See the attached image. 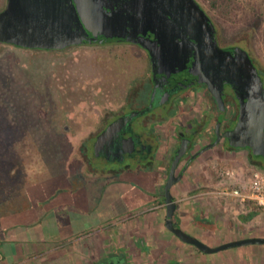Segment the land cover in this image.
I'll list each match as a JSON object with an SVG mask.
<instances>
[{
  "label": "rangeland",
  "instance_id": "obj_1",
  "mask_svg": "<svg viewBox=\"0 0 264 264\" xmlns=\"http://www.w3.org/2000/svg\"><path fill=\"white\" fill-rule=\"evenodd\" d=\"M197 1L214 21L220 45H235L250 52L264 73V0ZM6 5L7 0H0V12ZM150 73L147 53L133 44L79 45L64 51H35L0 44V187H8L5 194L13 199L9 205L14 207L24 202L27 216L34 205L28 195H48L74 182V185L88 187L85 194L82 193L86 196L81 198L83 203H76L88 214L100 202L110 179L129 185V189L116 201L113 210L104 211L103 221L115 215L129 218L143 206L161 198L163 187L159 192L155 189L158 180L155 171L147 172L146 177L149 174L152 177H144L142 185L137 177L127 173L110 176L105 181V177L120 168L129 165L133 169V166L130 161L124 164L101 160L93 151L97 134L111 121L130 109L144 106L151 89ZM210 101V95L201 87L200 146L214 140L213 129L224 118L220 110H210ZM226 145L230 147V143ZM217 149L208 151L201 159L209 164L199 174L201 178L217 175L220 169L227 167L247 176L259 168L264 171L260 160L248 150H234L236 159L229 166L222 154L212 155L217 154ZM99 179H102V187L90 188L92 182ZM69 192L78 191L63 189L61 195L53 197L54 211L60 217L73 201L72 195L67 196ZM58 195L60 200H57ZM230 201L238 200L231 198ZM248 217L254 219V231H264V209L253 207ZM128 241L127 244L125 239L123 246L137 254L135 244ZM249 247L264 249V244ZM117 250L119 254L112 257L115 264H119L118 258H127L125 249ZM84 251L80 241L61 251L58 259L40 264H95L100 252L89 256ZM155 253L158 255L157 251ZM136 256L131 264L140 262ZM167 261L168 258L157 260L158 264H167ZM236 262L240 264L242 260L233 261V264ZM244 262L264 264V255L248 252ZM215 264L228 262L219 260Z\"/></svg>",
  "mask_w": 264,
  "mask_h": 264
},
{
  "label": "water",
  "instance_id": "obj_2",
  "mask_svg": "<svg viewBox=\"0 0 264 264\" xmlns=\"http://www.w3.org/2000/svg\"><path fill=\"white\" fill-rule=\"evenodd\" d=\"M111 40L145 48L151 55L156 84L163 74L176 78L189 73L196 76L195 80L207 85L220 111L226 109L225 86L231 85L239 100L240 114L236 127L224 136L232 147L250 148L257 156L264 153V83L260 73L247 51L219 45L212 20L197 0H7L0 12V44L51 51ZM154 97L155 93L153 100ZM145 112L133 111L111 123L95 143L96 156ZM220 129L218 123L216 141L201 150L199 156L220 144ZM187 150L188 143L184 142L165 185L167 229L206 254L264 244V238L251 237L210 247L177 226L172 188L189 169L190 163L177 175Z\"/></svg>",
  "mask_w": 264,
  "mask_h": 264
},
{
  "label": "crops",
  "instance_id": "obj_3",
  "mask_svg": "<svg viewBox=\"0 0 264 264\" xmlns=\"http://www.w3.org/2000/svg\"><path fill=\"white\" fill-rule=\"evenodd\" d=\"M173 150L174 147L168 154H164V157L161 156L154 162L149 169L119 170L103 180L107 181L114 175L127 173L137 177L142 185L144 177L149 179L152 177L150 174L146 177L147 172L155 171L158 174L155 189L159 192L163 187L164 192ZM220 154L223 155L226 164L229 166L234 164L235 151L226 152L224 149H217V154L212 155L219 157ZM202 158L196 161L183 179L172 188V194L177 203L175 222L179 225L178 227L210 247H218L251 237L264 238L263 230L254 231L252 229L255 222L254 219L250 220L248 217L249 209L239 201L231 202L230 197L221 195L219 188L222 179L219 172L217 175L207 176L206 179L201 178L199 174L208 164L201 160ZM206 173L208 175L209 171L207 170ZM101 180L93 181L90 188L96 186L101 188ZM128 186L114 180L111 181V179L108 180L100 202L96 203L94 209L88 214L80 209L81 205L76 204L81 202V198L86 197L84 190L86 191L88 187L85 185H74L73 182L55 190L52 189L53 192H48V195L42 193L28 195L34 205H31L33 209L28 212L27 216L24 214V202L14 203V207L9 205L13 199L5 194L8 187H0V264H40L45 260L58 259L61 251L80 241L84 244V252L89 256H96L100 251L118 253L117 249H123L119 244L123 245L125 239L127 241L128 239L131 241L142 239L145 243L154 246V251H157L158 255L155 256L153 264H158L157 260H162V258L165 260L168 258L167 264L177 261L180 264H215L219 260L227 261L228 264L242 260L240 264H247L244 262V256L248 252L264 255V249L249 246L206 254L195 246L184 243L166 227L167 205L164 194L161 198L137 210L129 218L121 219V215L117 216L113 211L112 215L115 216L103 221L101 216L104 211L113 210L116 201L128 191ZM206 187L213 188V190L203 189ZM63 189L78 192L67 194V196H73L71 198L73 201L69 202L66 212L60 217L54 211L56 204L53 197L55 194L61 195L60 192ZM59 195L57 200H60ZM76 200L79 201L76 202ZM27 218L28 222H26ZM97 244L100 246L97 247ZM110 244L114 246L109 247ZM144 251L146 253L147 250L144 249Z\"/></svg>",
  "mask_w": 264,
  "mask_h": 264
},
{
  "label": "flooded vegetation",
  "instance_id": "obj_4",
  "mask_svg": "<svg viewBox=\"0 0 264 264\" xmlns=\"http://www.w3.org/2000/svg\"><path fill=\"white\" fill-rule=\"evenodd\" d=\"M216 37L220 45L219 36L216 35ZM111 41L113 42V40ZM116 41L119 42H111V44H133L140 47L147 53L151 65V89L150 93L145 99L144 106L133 108L130 109V111L123 113L122 115L118 116L113 121H111L100 133L97 134L95 141H97L98 137L115 120L133 111H146L144 114H141L140 116L136 117L133 122L129 123L128 126L122 132H120L109 144H107L100 151L99 156H97L99 159L110 163L115 162L124 164L130 161L131 166H133V169H131L128 165L126 167L120 168V170L122 171H131L136 169L144 170L149 169V167L154 162H156L161 156L164 157L166 153L168 154L171 148L174 147V150L172 151L171 155V164L169 169L170 173L172 163L176 157L178 150L181 148L183 143L186 142L188 143V150L178 168L177 175H179L184 171V168L187 164L190 163V169V167L194 165L196 161L202 158L208 151L214 150L216 148L224 149V151L226 152L234 150H248L253 154V156H256L254 151L250 148L241 149L232 147L231 145L230 147H227L226 145L227 143H230V139L224 136V134L227 131H231L236 127L240 114L239 100L237 99L235 91L231 85H226L224 91L226 109L224 111H221V113H223L224 115V118L221 121L220 129V133L221 135H223L222 140L219 145L204 152L199 156V152L201 150H203L206 146L214 143L217 139L216 128L218 122L216 123V127L213 129V135L215 137L214 140L208 142V144L203 146H200L199 144V139L202 136V131L200 129L201 126L199 125V89L202 87L205 88L208 92L209 90L207 85L200 84L198 80H195L197 79V77L192 75L191 73L185 75L183 78H176L172 75L169 76L163 74L159 82L156 84L154 82V68L150 53L138 44L120 40ZM103 44L106 45L109 43H94L93 45ZM82 45L92 44L85 43ZM222 48L230 47L227 46ZM248 53L250 54V52ZM251 58L255 66L257 67L261 78H264V73L261 70L260 66L255 61L254 57ZM154 93L155 97L153 100L152 98ZM151 105L153 106L151 107ZM93 151H95V149ZM194 156H197V158L193 159ZM260 158V162L264 165V153L260 155ZM169 173L167 181L169 179ZM132 243L135 244L136 249L139 248V251H137V255L138 260L140 259L139 261L141 263L138 262L137 264H143V262L145 264L154 263L156 256L154 246L145 243L142 239H132ZM119 246L125 249V253L127 255L126 259L122 257L118 258L119 264H131L132 260L137 259V256L134 252L129 249H126L123 245L119 244ZM144 249L147 250L146 253ZM116 254L119 253H106L100 251V254L96 259L95 264H101L102 262H104V264H107V261L108 264H115L112 260V257ZM173 264L178 263L174 262Z\"/></svg>",
  "mask_w": 264,
  "mask_h": 264
},
{
  "label": "built area",
  "instance_id": "obj_5",
  "mask_svg": "<svg viewBox=\"0 0 264 264\" xmlns=\"http://www.w3.org/2000/svg\"><path fill=\"white\" fill-rule=\"evenodd\" d=\"M222 183L219 192L224 197L237 199L246 208L264 209V171L257 169L251 176L233 168L219 170Z\"/></svg>",
  "mask_w": 264,
  "mask_h": 264
},
{
  "label": "trees",
  "instance_id": "obj_6",
  "mask_svg": "<svg viewBox=\"0 0 264 264\" xmlns=\"http://www.w3.org/2000/svg\"><path fill=\"white\" fill-rule=\"evenodd\" d=\"M207 13V12H206ZM208 14V13H207ZM209 15V14H208ZM210 17V16H209ZM211 18V17H210ZM211 20H212V18H211ZM212 23H213V25H214V27H215V31H216V35L218 36V30H217V28H216V26H215V23H214V21L212 20ZM111 42L112 41H109L108 43L109 44H111ZM113 42H119V41H116V40H114ZM112 42V43H113ZM93 45V44H92ZM230 48H232V47H237V46H235V45H232V46H229ZM35 51H44V50H35ZM51 51H54V50H51ZM60 51V50H59ZM64 51V50H63ZM249 55H251V57H253L252 56V54L250 53ZM263 79V81H264V78H262ZM208 94L210 95V97H211V101H210V103H211V105L212 106H210L209 108H210V110H212L213 111V109H216L217 111L219 110V108H218V104H217V102H216V100H215V98L211 95V93L208 91ZM254 158L256 159V160H261V158H260V156H254ZM261 167H263L264 168V165L261 163ZM179 226V225H178Z\"/></svg>",
  "mask_w": 264,
  "mask_h": 264
}]
</instances>
